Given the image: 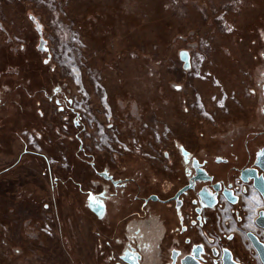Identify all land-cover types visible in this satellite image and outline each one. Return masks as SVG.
Here are the masks:
<instances>
[{
  "label": "rangeland",
  "instance_id": "374dc122",
  "mask_svg": "<svg viewBox=\"0 0 264 264\" xmlns=\"http://www.w3.org/2000/svg\"><path fill=\"white\" fill-rule=\"evenodd\" d=\"M31 15L39 18L50 63L38 52L40 36ZM263 33L264 0H0V176H10L0 194V264H75L77 256L85 257L84 264L94 263L89 258L96 225L80 217L82 203L76 206L63 197H71L75 185L66 181L60 201L56 180L51 187L38 169L47 165L68 176L72 155L81 152L79 128L47 105L45 91L60 86L64 94L62 82L70 84L74 107L87 127V149L105 150L118 143L120 133L122 148L136 150L140 143L147 151L156 150L169 129L175 135L174 128H182L183 134L188 126L163 118L164 124L157 121L158 127L149 126L139 138L121 121L114 122L117 105L110 90L123 80L136 99L124 106L127 112L120 120L141 116L139 104L146 110L155 100L158 112L174 111L185 118L186 98L193 116L201 118L205 107L214 108L210 118L231 116L219 110L228 105L237 109L244 102L248 88L240 85L253 55L251 42ZM181 49L189 50L192 71L183 70ZM110 65L123 71V79L113 75ZM103 71L109 72L110 85ZM173 72H180L173 79L185 86L178 96L168 86ZM19 83L31 86L26 92L18 89ZM12 200L15 214L4 210L3 215V204ZM241 246L248 261L251 246Z\"/></svg>",
  "mask_w": 264,
  "mask_h": 264
},
{
  "label": "flooded vegetation",
  "instance_id": "af4514ba",
  "mask_svg": "<svg viewBox=\"0 0 264 264\" xmlns=\"http://www.w3.org/2000/svg\"><path fill=\"white\" fill-rule=\"evenodd\" d=\"M38 52L42 61L49 62L51 56L43 44ZM251 52L240 85L248 88L244 102L237 109L228 105L219 110L231 116L210 118L214 108L205 107L198 118L186 106L187 131L182 134L183 129L176 127L173 135L169 129L156 150L141 148L139 139H134L136 150L122 148L120 133L118 143L105 150L87 149L83 140L87 127L74 107L70 84L62 82L64 94L60 86L43 93L48 106L79 128L76 138L81 152L72 155L71 172L62 173L56 183L60 201L62 187L68 182L75 185L71 197H63L76 206L82 203L89 223L96 225L90 262L97 264L100 257L103 264H224L225 250H229L238 263L264 264L248 237L253 233L264 241V229L256 223L264 211V198L255 187V179L264 187V33L251 42ZM136 121L122 122V126L139 138L149 126L164 124L159 119ZM243 172L255 177L245 182ZM225 190L232 191L236 204ZM229 209L231 219L223 222L222 212ZM241 242L251 246L248 261ZM84 258L72 259L84 264Z\"/></svg>",
  "mask_w": 264,
  "mask_h": 264
},
{
  "label": "crops",
  "instance_id": "0c3cea01",
  "mask_svg": "<svg viewBox=\"0 0 264 264\" xmlns=\"http://www.w3.org/2000/svg\"><path fill=\"white\" fill-rule=\"evenodd\" d=\"M189 52V50H185V49H181V51L179 52V54H178V59L180 60V62H183V65L185 64V62L183 61V58L184 57H186L187 55L188 56H190L191 54L190 53H188ZM108 68L109 69H111V72H113L114 74V76H119V78H120V80L121 79H123V71H117V69H116V67L115 66H112V65H110V66H108ZM183 70H185V68H184V66H183ZM138 73V75H140V71H138L137 72ZM180 75V72L178 73V72H176V73H172V76H171V78H170V82L168 83V86H169V88H170V91H171V94H173V95H179V94H181L183 91H184V84H182V83H179V82H176V80H174L173 78H175V77H177V76H179ZM141 76V75H140ZM103 78H104V80H106V82H108V84L110 85V81H111V76H110V74H109V72L108 73H106L105 71H103ZM123 80H121V82L119 83V85L117 86V87H115L114 89H111L110 90V93H109V97L111 98V99H115V103H116V105H117V108H115L114 109V115H115V120H114V122L117 124V122H119V121H121V122H129V120H134V122H137L136 120H138V119H142L143 118V121H145L144 120V115H148V117H147V119H150V120H153V119H159V120H162V121H164V119L163 118H165V119H170V120H172V121H179V124H177V126L179 125H183V116H180L177 112L176 113H174V111H172V112H167V113H160V112H158V110H157V107H156V105H157V103H158V101L157 100H155V106H153V107H150V108H147L146 110L144 109V108H142V106L139 104V110L137 109L136 110V112H140V114H141V116H139V117H135L136 116V113L134 114L135 116L133 117L132 115L131 116H125L127 119H125V120H120L122 117V115H123V113H126V112H124V110L123 109H127L126 107H124L125 105H127V104H129V103H131V102H133V103H135V100H134V98H131L130 96H133L132 94V92H130L129 91V89H126L127 88V86H125V84H124V82H122ZM168 86L167 87H162L161 89H160V91H161V93H163V94H165L164 93V91L168 88ZM128 90V91H127ZM167 91V90H166ZM121 96V97H120ZM109 98V99H110ZM113 101V100H112ZM124 102H125V104H124ZM119 104H121V106L122 107H119L118 105ZM186 102L184 103V104H182V108H183V111H184V107L186 108ZM3 107V105L2 106H0V109H3L2 108ZM136 109V108H135ZM135 109H132L133 111H135ZM129 111V110H128ZM145 111V112H144ZM173 113H174V115H173ZM130 117V118H129ZM117 118V119H116ZM119 119V120H118ZM118 125V124H117ZM7 138H10L9 136H6V139ZM26 151L23 149V150H21V153H20V155L19 156H23V154L25 153ZM40 166V165H39ZM38 166V169L39 170H41V173H42V170L44 171L43 172V175H45V176H47V179H49V181H50V185L51 184H53V182H54V180H56V179H58V177H60V175L63 173V172H61V171H58V172H54V170L52 169V168H50L49 166H42V167H39ZM10 179V176H8L7 174L6 175H1L0 176V184H1V187H0V194L1 195H3V193H4V190H5V188L2 186V184H4V183H6L8 180ZM58 181V180H57ZM57 181H55V182H57ZM11 185H13V184H11ZM56 185H57V183H56ZM51 187H52V185H51ZM51 187H50V190H51V196H52V198H53V196H54V194H55V191L54 190H52L51 189ZM43 190H44V192H46V190L43 188ZM51 196H50V199L52 200V198H51ZM45 197H46V195H45ZM53 205L54 206H52V208L54 209L55 208V206H56V200L53 198ZM2 203V202H1ZM9 203V205L7 204V203H5V204H3V212H2V214L4 215V210H6V213H7V215H9V214H11V216H13L14 214H15V210L14 209H12L11 207H14V203H13V200H12V202L10 203V202H8ZM57 203H59V201L57 202ZM45 205V204H44ZM48 207V205L46 204L45 205V208H47ZM56 208H57V206H56ZM56 213H55V215L58 213L59 214V212H58V208H57V210L55 211ZM0 214H1V212H0ZM82 214V215H81ZM79 215H81L80 217H82V220L83 221H87V222H89L88 221V217H86L87 215L82 211V210H80V214ZM81 219V218H80ZM30 226V224H29V221H27L26 220V227H29ZM29 232V231H28Z\"/></svg>",
  "mask_w": 264,
  "mask_h": 264
},
{
  "label": "water",
  "instance_id": "95a60500",
  "mask_svg": "<svg viewBox=\"0 0 264 264\" xmlns=\"http://www.w3.org/2000/svg\"><path fill=\"white\" fill-rule=\"evenodd\" d=\"M32 19V21L34 22V25L36 26V29L38 30V33H39V36H40V45L41 44H45L46 41L44 39V35H43V31L41 29V25L40 23L38 22L39 18L37 17H34L33 15H31L30 17ZM183 61L185 62V70H190V56H186L183 58ZM251 177H255L254 175H249L245 172L242 173L241 175V178L243 181L245 182H248L249 181V178ZM190 186L186 187L183 191L187 190L188 188H190ZM255 187L259 190V192L262 194L263 198H264V187L262 185V183L260 182V180L258 179H255ZM224 193L226 194L227 198L229 199V201L232 203V204H236L237 203V198H235L233 196V193L232 191L230 190H225ZM152 199H157L156 197H153ZM256 223L259 227H261L262 229H264V211H261L259 213V217L258 219L256 220ZM248 237L249 239L251 240L253 246L255 247V249L257 250L262 262L264 263V241L257 235L253 234V233H248ZM224 264H241V263H238L236 262L234 259H233V254L231 251L229 250H225V256H224Z\"/></svg>",
  "mask_w": 264,
  "mask_h": 264
},
{
  "label": "trees",
  "instance_id": "16d2710c",
  "mask_svg": "<svg viewBox=\"0 0 264 264\" xmlns=\"http://www.w3.org/2000/svg\"><path fill=\"white\" fill-rule=\"evenodd\" d=\"M27 81V82H26ZM24 80L23 82H26V83H28V80ZM31 83V82H30ZM22 84V83H19V85L17 86L18 87V89H25L26 90V92L29 90L28 88H29V86H31V84ZM32 83H36V84H38L39 82L37 81H35V82H32ZM40 86V85H39ZM42 86V85H41ZM40 88V87H39ZM43 90V89H42ZM42 90H39V92H43ZM46 92V91H45ZM5 171V170H4ZM8 171H10V168H8L4 173H6V172H8ZM3 172H1L0 174H2Z\"/></svg>",
  "mask_w": 264,
  "mask_h": 264
},
{
  "label": "built area",
  "instance_id": "2783aa9c",
  "mask_svg": "<svg viewBox=\"0 0 264 264\" xmlns=\"http://www.w3.org/2000/svg\"><path fill=\"white\" fill-rule=\"evenodd\" d=\"M192 65H193V61H192ZM190 69H192L191 67H190ZM230 209L229 210H227V211H225V212H222V217H223V222L225 221V220H227V219H231V216H230Z\"/></svg>",
  "mask_w": 264,
  "mask_h": 264
},
{
  "label": "snow or ice",
  "instance_id": "6c2138e0",
  "mask_svg": "<svg viewBox=\"0 0 264 264\" xmlns=\"http://www.w3.org/2000/svg\"><path fill=\"white\" fill-rule=\"evenodd\" d=\"M262 154H264V153H262ZM95 198L93 197V200H94Z\"/></svg>",
  "mask_w": 264,
  "mask_h": 264
}]
</instances>
